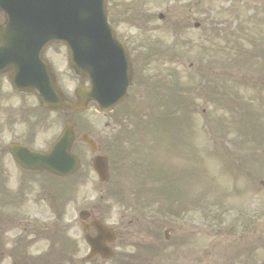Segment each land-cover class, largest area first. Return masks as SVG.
<instances>
[{
	"label": "rangeland",
	"instance_id": "rangeland-1",
	"mask_svg": "<svg viewBox=\"0 0 264 264\" xmlns=\"http://www.w3.org/2000/svg\"><path fill=\"white\" fill-rule=\"evenodd\" d=\"M153 2L149 10L166 15V25L161 30L180 25L178 30L182 32L178 39L177 34L172 37L169 32L159 35L163 39L170 37L172 43L185 42L186 53L181 60L174 56H163L167 61L155 59L148 72L150 87L155 91L158 85L160 90L155 95L153 91L154 103L129 105L131 118L118 110L113 117L108 116L112 117L108 128L107 119L99 117L94 109L78 116V120L89 123L82 131L98 138L115 135L123 122L133 126L130 137L139 138L133 143L127 136L121 150L113 154V175L108 185L99 184L89 169L88 158H83L78 181L72 180V219H77L81 211L97 207L95 213L105 222L125 224L126 234L131 235L124 247L116 249L118 261L96 260L91 264H135L137 260L138 264H264V186L260 184L264 182V0ZM142 11L148 10L144 6ZM196 23L199 28H195ZM159 25L162 23L157 21ZM223 29L228 33L221 37ZM199 38L200 43L208 42L204 46L212 59L193 47ZM200 68L208 76L199 75ZM62 70L59 75L66 89H73L78 84ZM169 72L177 73V84L175 77L170 80L164 75ZM215 80L221 87L220 103L200 96L213 91L211 83ZM172 87L185 97L196 94L191 96L194 105L179 115L186 117L179 127L180 134L171 136L178 142L170 141L169 150V140L158 142L146 139L145 134L150 131L147 124L166 112ZM227 87L238 92L242 100L227 98L232 96ZM158 98H164L165 103L155 101ZM136 114L145 120H139ZM175 121L170 117L168 125L174 126ZM256 128L261 137L255 142L248 134L252 135ZM155 131L149 132L151 137L156 136ZM57 132V128L45 131L39 143L44 145ZM77 152L80 154L82 149L77 148ZM133 169L165 172L169 187L164 194L169 193L177 216L150 212L160 211L166 202H154L146 209L137 195L131 197L130 191L125 201L119 202L115 188H134ZM155 176L164 181L162 176ZM129 220H135L134 227L129 226ZM165 230H169L168 240ZM74 234L81 240L78 228ZM147 251L151 254L147 255ZM86 254L87 248L80 242L75 264H87L82 263Z\"/></svg>",
	"mask_w": 264,
	"mask_h": 264
},
{
	"label": "water",
	"instance_id": "water-1",
	"mask_svg": "<svg viewBox=\"0 0 264 264\" xmlns=\"http://www.w3.org/2000/svg\"><path fill=\"white\" fill-rule=\"evenodd\" d=\"M0 10L6 15V23L0 28V70L7 66L13 69L14 88L25 92L28 88L36 89L41 93L40 101L44 106L51 107L56 102L55 107H68L64 100H48L57 98L58 94L49 68L41 60L43 51L52 41L66 44L70 59L75 63L81 60L80 54L89 52L88 48L96 49L103 37L109 36L105 24V0H0ZM100 53H103L102 48ZM99 90L93 96L101 103ZM69 148L70 137L66 130L54 146L51 154L54 162L68 160ZM105 163V158H98L94 164L102 181L107 179ZM78 168V161L72 157V172ZM97 230L111 236L101 227ZM88 241L96 252L99 243Z\"/></svg>",
	"mask_w": 264,
	"mask_h": 264
},
{
	"label": "flooded vegetation",
	"instance_id": "flooded-vegetation-1",
	"mask_svg": "<svg viewBox=\"0 0 264 264\" xmlns=\"http://www.w3.org/2000/svg\"><path fill=\"white\" fill-rule=\"evenodd\" d=\"M122 34L124 33L121 32L120 39L132 52L131 44L135 46L139 43L140 36L134 30L127 31L126 35ZM7 90L9 86L4 84L5 106L0 109V264H72V175L68 177L69 201L63 203L62 214L41 215L36 210L42 200V194L35 174L18 169L9 153L13 144V133L11 108L6 106L11 100V94ZM18 141L20 144L28 143L24 134ZM4 160L15 169L16 176L7 168V179V172L2 169ZM48 199L49 208L56 207L55 196L50 193ZM11 209H15V213H9ZM60 209L61 206H58V212ZM19 211H30L34 214L18 215ZM92 219L93 216L86 223L82 222L83 228L91 226ZM54 248L58 253L47 260L46 250Z\"/></svg>",
	"mask_w": 264,
	"mask_h": 264
}]
</instances>
